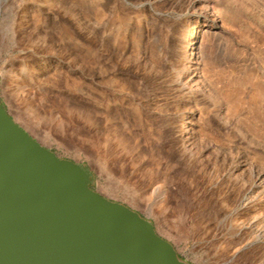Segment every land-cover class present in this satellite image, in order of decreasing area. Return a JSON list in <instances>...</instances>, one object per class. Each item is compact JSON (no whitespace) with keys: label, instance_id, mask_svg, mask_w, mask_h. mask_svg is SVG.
I'll return each instance as SVG.
<instances>
[{"label":"rangeland","instance_id":"rangeland-1","mask_svg":"<svg viewBox=\"0 0 264 264\" xmlns=\"http://www.w3.org/2000/svg\"><path fill=\"white\" fill-rule=\"evenodd\" d=\"M0 96L181 258L264 264V0H0Z\"/></svg>","mask_w":264,"mask_h":264},{"label":"water","instance_id":"water-1","mask_svg":"<svg viewBox=\"0 0 264 264\" xmlns=\"http://www.w3.org/2000/svg\"><path fill=\"white\" fill-rule=\"evenodd\" d=\"M96 185L88 164L43 145L0 96V264H193Z\"/></svg>","mask_w":264,"mask_h":264},{"label":"bare ground","instance_id":"bare-ground-1","mask_svg":"<svg viewBox=\"0 0 264 264\" xmlns=\"http://www.w3.org/2000/svg\"><path fill=\"white\" fill-rule=\"evenodd\" d=\"M198 31H199V28H198V26H196V29L190 35V39H191L192 43H195V41L197 40Z\"/></svg>","mask_w":264,"mask_h":264}]
</instances>
